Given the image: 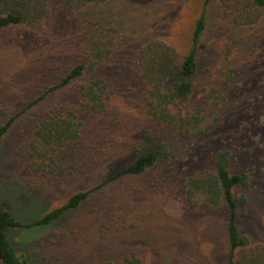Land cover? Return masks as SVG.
<instances>
[{"label":"rangeland","instance_id":"1","mask_svg":"<svg viewBox=\"0 0 264 264\" xmlns=\"http://www.w3.org/2000/svg\"><path fill=\"white\" fill-rule=\"evenodd\" d=\"M48 9L39 26L0 30V126L15 117L0 143V207L32 223L132 162L148 132L172 156L93 191L51 224L7 229L17 257L25 264H226L227 207L194 210L183 199L186 178L211 171L222 149L231 153L230 171L249 176L247 189L233 190L245 196L237 208L241 232L264 243V15L235 27L219 0H106L75 12L48 0ZM202 16L192 93L171 108L193 111L211 89L224 99L216 126L189 137L151 120L136 52L157 39L183 57ZM94 42L110 51L94 75L111 89L103 111L80 107L82 81L28 105L76 63L89 64ZM56 112L70 114L81 137L63 148L42 147L35 132Z\"/></svg>","mask_w":264,"mask_h":264},{"label":"trees","instance_id":"2","mask_svg":"<svg viewBox=\"0 0 264 264\" xmlns=\"http://www.w3.org/2000/svg\"><path fill=\"white\" fill-rule=\"evenodd\" d=\"M66 9L81 11L89 5H100L106 0H56ZM222 12L230 17L235 27L250 26L258 23L264 15V0H219ZM48 0H0V30L15 26H39L49 15ZM205 28V17H199L191 36V45L183 57L169 44L161 40H151L140 46L136 52L139 78L145 84L148 114L151 120L174 126L180 135L196 137L207 134L219 120L218 109L223 95L211 89L203 104L193 111L174 112L171 106H179L186 101L193 90V79L197 72L196 46ZM106 49V48H105ZM107 50V49H106ZM100 48V43H92L89 64L76 63L61 81L49 88L40 98L28 105L37 103L48 93L82 81L76 87L80 107L89 113L103 111L111 89L102 77L94 76L98 64L109 54ZM15 117H9L0 126V143ZM79 127L70 114L49 115L35 132V140L42 147L60 146L77 143L80 139ZM144 146L136 150L132 162L119 169L114 175L97 186L79 191L60 207L46 212L30 224H22L0 207V264H25L16 255L7 239V229L12 227H31L47 225L58 220L68 210L76 209L90 194L109 183L123 177L140 176L151 168L162 166L170 160L171 150L166 143L158 141L149 132L144 136ZM48 152V151H47ZM49 153H53L49 151ZM231 153L227 149L218 150L213 155L211 171H199L186 178L183 183V199L194 210L212 209L224 203L227 207L225 237L227 243L226 264H264V243L254 244L241 232L238 225L237 208L245 201L241 194L236 197L234 188L247 189L249 176L246 173L230 171ZM41 169H45L39 166ZM122 264H133L124 260ZM137 264V262L135 263Z\"/></svg>","mask_w":264,"mask_h":264}]
</instances>
